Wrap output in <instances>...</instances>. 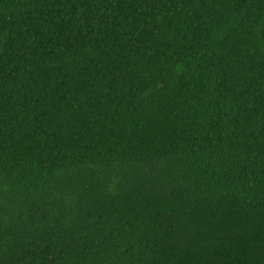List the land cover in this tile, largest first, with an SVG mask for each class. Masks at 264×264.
<instances>
[{"label":"trees","instance_id":"16d2710c","mask_svg":"<svg viewBox=\"0 0 264 264\" xmlns=\"http://www.w3.org/2000/svg\"><path fill=\"white\" fill-rule=\"evenodd\" d=\"M0 264H264V0H0Z\"/></svg>","mask_w":264,"mask_h":264}]
</instances>
